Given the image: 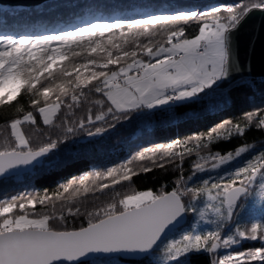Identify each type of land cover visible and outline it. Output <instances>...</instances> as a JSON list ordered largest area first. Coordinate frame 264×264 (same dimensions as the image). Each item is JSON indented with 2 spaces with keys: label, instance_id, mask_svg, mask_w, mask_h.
<instances>
[{
  "label": "snow or ice",
  "instance_id": "obj_1",
  "mask_svg": "<svg viewBox=\"0 0 264 264\" xmlns=\"http://www.w3.org/2000/svg\"><path fill=\"white\" fill-rule=\"evenodd\" d=\"M59 7H0V105L27 90L31 108L0 126V181L69 169L121 129L133 147L157 127L219 114L245 94L264 105V22L254 19L264 0L142 15H110L109 5L86 0L71 5L78 11L67 26L35 20ZM241 120L140 145L52 191L3 199L0 264H264V142L226 154L211 147L264 132V106ZM165 165L177 175L158 190L132 185ZM246 240L260 246L238 250Z\"/></svg>",
  "mask_w": 264,
  "mask_h": 264
},
{
  "label": "trees",
  "instance_id": "obj_2",
  "mask_svg": "<svg viewBox=\"0 0 264 264\" xmlns=\"http://www.w3.org/2000/svg\"><path fill=\"white\" fill-rule=\"evenodd\" d=\"M86 0H50L40 7L46 4L59 5L58 9H55L51 14L36 17L37 22L46 24L49 28H58L61 26H67V22L73 18V13L78 11L71 7L74 3H85ZM90 2L107 4L110 6V15L117 14H136L142 15L148 11H160L166 10L172 12L177 8H191L196 11L209 10L210 6H219L221 3H234L239 0H90ZM0 7H6L1 6ZM25 9L23 7H17ZM30 9V8H29ZM195 26L186 30L187 34H191ZM65 64L68 62L65 61ZM256 106L262 105L259 95H255L253 98L252 94H245L235 98L234 102L230 104L223 112L215 115H208L199 120H188L179 125L157 127L150 131V134L146 138L141 139L138 145L129 147L124 141L129 136V132L125 129H121L120 135H113L107 141H97L95 144L88 145L91 148V155L82 159L77 164L73 165L69 169L62 171L53 172L50 175H41L36 177H24L20 180L15 178L10 179L8 182L0 181V201L5 198H10L17 194L24 192H32L34 189L42 191L48 189L49 191L54 190L57 185L64 182L71 175H78L83 171L90 170L93 164H110L116 165L121 161L125 160L130 152L138 150L140 145L151 146L155 143L170 142L175 138H184L189 134L200 131H207L211 124L219 123L223 119H233L242 123L241 117L246 111L254 110ZM23 107L26 111L31 110L30 108V96L27 90L21 93L16 101L10 104L0 105V126L5 122L14 118L18 115L17 109ZM192 108L181 107L179 108L178 114H183L185 111H192ZM194 110L200 111L199 107ZM41 127L43 125L41 124ZM26 131H31L26 129ZM3 142V137H0V143ZM255 143L259 145L264 142V132H260L255 128L248 131L245 137H233L228 142H216L211 147L213 151H220L222 154H226L228 150H234L237 146L243 143ZM195 155L188 157L185 160L184 168L185 174H190L191 161L195 159ZM177 173L165 165L164 169L154 168L147 174H139L132 177V185L137 190H158L162 184H167L171 180H174ZM127 184V182H122ZM118 190L126 191L127 189H121L118 186ZM36 210H40V205L35 206ZM14 211H17L14 209ZM260 244L254 241H244L238 248L240 251H246L249 248L259 247ZM256 263V262H252Z\"/></svg>",
  "mask_w": 264,
  "mask_h": 264
},
{
  "label": "water",
  "instance_id": "obj_3",
  "mask_svg": "<svg viewBox=\"0 0 264 264\" xmlns=\"http://www.w3.org/2000/svg\"><path fill=\"white\" fill-rule=\"evenodd\" d=\"M50 1V0H0L1 6L6 7H23V8H34L36 6H40L43 3ZM191 1H198V0H191ZM214 1V0H210ZM255 23L257 28L259 25L264 22V15L259 14L257 12L256 16L254 17ZM256 38L259 39V33L257 32Z\"/></svg>",
  "mask_w": 264,
  "mask_h": 264
},
{
  "label": "rangeland",
  "instance_id": "obj_4",
  "mask_svg": "<svg viewBox=\"0 0 264 264\" xmlns=\"http://www.w3.org/2000/svg\"><path fill=\"white\" fill-rule=\"evenodd\" d=\"M253 264H256V263H253Z\"/></svg>",
  "mask_w": 264,
  "mask_h": 264
}]
</instances>
